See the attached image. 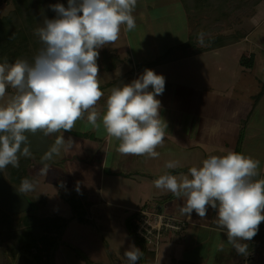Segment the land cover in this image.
Returning a JSON list of instances; mask_svg holds the SVG:
<instances>
[{
  "label": "clouds",
  "instance_id": "obj_1",
  "mask_svg": "<svg viewBox=\"0 0 264 264\" xmlns=\"http://www.w3.org/2000/svg\"><path fill=\"white\" fill-rule=\"evenodd\" d=\"M136 4L137 0H67V7L50 5L56 16L45 18L34 30L42 47L32 61L18 58L0 63V98L6 88L15 90L0 106V171L9 165L19 167L20 157L31 154L26 132L39 130L48 136L71 131L84 113L93 128L99 126V119L106 134L119 141L120 154L159 156L155 149L163 144L167 128L156 98L165 90L163 75L145 68L130 83L110 89L102 114L94 110L104 96L98 81L99 49L120 38L121 26L126 31L136 27L132 15ZM198 42L204 44L203 33ZM63 143L61 136L57 144ZM45 158H51V152ZM259 164L251 156L228 150L209 155L187 174H162L153 184L184 198L182 211L189 217L193 212L205 217L209 207L214 209L228 243L238 255L247 256L246 241L264 221V179H253ZM176 166V162L165 164L168 169ZM32 189L29 179L21 181L19 192ZM141 255L135 245L124 252L128 264H136Z\"/></svg>",
  "mask_w": 264,
  "mask_h": 264
},
{
  "label": "crops",
  "instance_id": "obj_2",
  "mask_svg": "<svg viewBox=\"0 0 264 264\" xmlns=\"http://www.w3.org/2000/svg\"><path fill=\"white\" fill-rule=\"evenodd\" d=\"M175 1L179 7L165 13L156 9L160 8L158 0H137V7L132 12L136 27L126 31L121 26L120 38L99 49V53L108 54L113 66L107 69L112 73L111 80L100 83V89L108 90L107 95L104 93L95 105L94 110L98 113H103L113 86L130 83L145 68L164 76L165 90L156 97L161 102L159 114L167 123L164 142L155 149L159 156L122 155L117 151L119 141L108 136L105 130L101 131L100 137L71 139V144L69 138L65 139L63 147L64 151L73 149L70 153L65 152L68 157H73L71 155L76 148L87 154L82 161L69 159L66 165L74 176L75 184L83 183L84 190L92 191L97 179H102L105 167H114L115 170L120 167L121 175L130 176V182H133L131 189L127 190L130 200L135 203L143 194L152 199L139 206L133 204L129 209L134 211L148 206L182 216L187 215L182 211L184 198L155 188L153 181L160 175L187 174L189 168L202 166V161L209 155H223L228 150L251 156L249 145L255 143L259 145V154L254 159L260 164L258 177L253 179H264V116L259 114L264 112V108L248 102L247 97L251 94L235 92L238 86L239 92L240 88L255 89L258 96H264V84L257 77L264 75V8L254 6L249 29L247 18L240 19L234 28L238 36L209 48L215 41L202 45L197 37L190 36L196 28L190 23L188 9L182 0ZM126 51L128 60H123ZM242 96L244 99L241 101ZM99 154V165L92 164ZM166 162H176L177 166L168 169ZM64 185H67L65 180ZM96 199L88 200L89 205L91 202L95 204ZM113 204L117 208L127 207V203L116 200ZM134 206L137 208L133 209ZM126 215L127 211L120 215L121 223H124ZM68 229L67 225L62 236ZM214 232L219 233L223 242L227 240L226 231L218 226L215 210L211 212L208 208L205 217L193 212L185 228L168 240L171 252L162 257L161 264H167L170 259L191 264L205 263L204 259L209 263L212 256L204 250L199 253L191 249L189 254H185L186 241L208 240Z\"/></svg>",
  "mask_w": 264,
  "mask_h": 264
},
{
  "label": "rangeland",
  "instance_id": "obj_3",
  "mask_svg": "<svg viewBox=\"0 0 264 264\" xmlns=\"http://www.w3.org/2000/svg\"><path fill=\"white\" fill-rule=\"evenodd\" d=\"M158 5L160 8L156 9H159V12L164 11L165 13H170L172 10L179 7L178 3L175 0H160V3L158 0ZM255 5L258 9L264 8V0L263 2H260V0H258L244 14L239 15L237 18L236 16L229 17L230 23L219 21L218 16H216L215 20H213L212 23L213 27H215L216 29L214 31H210V34L216 35L215 33H217L218 35L221 34L223 36H228L231 33L236 34V30L234 29L236 23H238L240 19L246 18L248 21L246 23V26L249 29L250 17H254L253 11ZM12 9L13 5L10 0H0V18L4 17L10 12L12 13ZM244 10L245 8L242 12H244ZM202 17L203 15L200 14L198 17L195 16L191 18L190 23L194 25V28H198L199 25L200 27H202V25H206L205 22L201 21ZM219 19H221V17ZM206 26L205 27L207 31H209L211 26L208 24V22ZM236 36H238V33ZM31 54L33 57L34 53L31 52ZM126 54L127 51L124 53L123 60H128V56H126ZM109 59L111 58L105 52L99 53V57L97 60V64L99 67V84L109 81L112 78V73L107 72L108 66H113V62ZM2 62L3 54L0 53V63ZM257 77L259 78V80L261 79L262 83L264 84V75H257ZM251 79H253V77H251ZM237 88L238 86L236 87L235 92L239 93L240 95H252L251 97H247L249 103H251L252 101L254 103H257V105L260 104V106L264 108V96H262L263 98L258 96V94L255 93V89L240 88L241 92H239ZM107 90L108 89L101 88V91H103L106 95ZM14 91L15 90L11 87L6 88L5 96L3 98H0V106H4L7 104L10 96L14 93ZM243 99L244 98L242 96L241 101ZM237 103L239 104V102ZM259 114H263L262 116H264V112ZM87 115L88 113H84L83 117L80 120L76 121L75 126L71 131L61 130L58 133L48 135V138L51 141V143L49 144L51 158H45L46 155L38 153H31L29 156H26L27 159L34 163L36 192L45 195L48 202L47 207L44 208H37V206L33 204L36 207L33 212L36 213L37 209H42V212L44 213H56L65 217H71L69 219L70 221H68V227L70 229L66 230V233H64V235L62 236L63 243H61L57 247L54 253V264H128L127 259L124 257V252L126 250H130L131 245L135 244L132 241V238L127 232L126 228H131L132 223L130 219H127L126 223H121V218L119 217H121L120 215L123 216L126 211L127 215L131 211H133L132 209H129V207L133 204L135 206H139L147 200L152 201V199L148 197L147 194H143L140 199L136 200L135 203L132 202L130 200V197L128 196L129 192L127 191L128 189H131L130 186H132L133 182L130 181L132 179L130 176L127 177L125 175H121L122 172H120L119 170L120 167H117L116 170L114 169V167H105L101 174L102 179H97L96 184L93 186V189H91L92 191L84 190L85 187L83 183L81 185L75 184V179L72 175V172L67 170V161L69 159H71L73 162L82 161V158L85 157V155L87 156V154L76 148V150H74L71 155L74 156L68 157L65 152L70 153L73 151V149L71 151L69 149L67 150L66 148V150L64 151L63 144H57V140L61 136H63L64 139H89L93 137H100L101 131L104 130L102 124L100 122H97L99 126L93 128V126L87 121ZM253 119H255V116L253 117ZM246 148H248V146ZM54 149L55 151H53ZM258 149L259 145L253 143L252 145H249V150H247L248 152H251L249 154L253 156V158H256L259 154ZM100 159V154L95 156V158L92 160V164L99 165ZM64 180L67 182V185H64ZM76 188L80 190H77ZM63 191L75 192L76 201L80 204L78 210L81 211L77 212L81 214L80 218L75 215L76 212L72 211L65 201L58 197V194ZM29 195L30 196H27V198L32 201L30 198L34 195ZM94 197L95 199L97 198L96 203L94 204L91 202V205H89L88 202L90 201L88 200H91L92 198L94 199ZM114 200L127 203V207L125 209L114 207ZM107 202L112 203L110 204ZM32 203L34 202L32 201ZM135 206L133 207V209L137 208ZM209 209L211 210V212L214 210L211 207H209ZM173 236L171 238H173ZM246 243L248 244V255H238L232 248V246L229 245L227 240L223 242L220 238L219 233L214 232V234L208 240L199 239L194 241L193 239L191 241L190 239H188L186 241V246L188 247L185 248V254H189L191 252V249L194 251L198 250L199 253L201 250H204L206 253L212 256V259L209 263L207 262V260L204 261L203 259V262L207 264H237L236 262L238 261H240L241 264H248L250 260L251 262H253V264H264V241L256 242L252 239L251 241H246ZM66 244L78 249L88 259V261H90V263L78 257L75 254L74 250ZM168 251L171 252L168 240L164 239L159 241L156 252L154 253L153 264H161L162 257L168 255ZM215 253H217L215 255L217 257L214 256ZM178 255L180 256L181 253H178ZM174 256H176V254ZM19 261L20 260H15V258L5 256L2 257L0 264H19ZM178 263L185 264L186 262L183 260L176 261L175 259L171 261L170 259L167 264ZM136 264H139V262L137 261Z\"/></svg>",
  "mask_w": 264,
  "mask_h": 264
},
{
  "label": "trees",
  "instance_id": "obj_4",
  "mask_svg": "<svg viewBox=\"0 0 264 264\" xmlns=\"http://www.w3.org/2000/svg\"><path fill=\"white\" fill-rule=\"evenodd\" d=\"M10 1L13 5L12 13L10 12L0 18V53L3 54V62L5 59L8 62H14L18 58L31 62L42 47L39 38L34 35V30L43 25L45 18H55L56 13L51 10L50 5L61 3L67 7V0ZM257 1L182 0L188 9L187 13L190 19L202 14L201 21L205 22L206 25L208 22L210 26H213L212 23L216 16H218L219 21L230 23L229 17L236 16L237 18L239 15L244 14ZM244 8L245 10L242 12ZM220 17L221 19H219ZM205 26L202 25L200 27L199 25L198 28L192 30L190 36H195L198 39L199 34L203 33L204 43L215 41L209 48H213V45L218 46L219 43L222 44L228 40H233L236 37L234 33L228 36L218 35L217 33H215L216 35H211L210 31L212 27L207 31L206 27L208 26ZM213 28L214 30L216 29L215 27ZM31 52L34 53L33 57ZM0 172L7 183L18 188H20L23 179H29L33 184V189L22 193L26 196H30L29 194L34 195L30 199L37 208L47 207L48 202L45 195L36 192L34 163L27 159V157H20L19 167L9 165L5 170ZM58 197L65 201L70 209L76 212H74L75 215L80 218L81 214L77 213L81 211L78 210L80 204L76 201L74 191H63L58 194ZM135 214V211H131L124 218L125 223L127 219H130L132 223L131 228H126L127 232L131 236L135 246L142 252L138 260L139 264H153L154 252L148 250L142 240L134 234L135 224L132 220ZM70 218L56 213H44L42 209H37L36 213L32 210L11 213L0 208V261L2 257L9 256L15 258L17 261L20 260L19 264H54V253L57 247L63 243L62 234ZM253 240L256 242L264 241V221L260 223L258 232L253 237ZM70 247L78 257L90 263L78 249L73 246ZM236 263L241 264L240 261ZM248 264H253V262L250 260Z\"/></svg>",
  "mask_w": 264,
  "mask_h": 264
},
{
  "label": "built area",
  "instance_id": "obj_5",
  "mask_svg": "<svg viewBox=\"0 0 264 264\" xmlns=\"http://www.w3.org/2000/svg\"><path fill=\"white\" fill-rule=\"evenodd\" d=\"M134 234L141 239L147 249L156 252L158 242L169 240L184 228L189 216L166 213L152 207L142 206L135 209Z\"/></svg>",
  "mask_w": 264,
  "mask_h": 264
},
{
  "label": "water",
  "instance_id": "obj_6",
  "mask_svg": "<svg viewBox=\"0 0 264 264\" xmlns=\"http://www.w3.org/2000/svg\"><path fill=\"white\" fill-rule=\"evenodd\" d=\"M27 142L31 153L46 155L50 152L49 144L51 141L39 130L36 133L26 132ZM23 146V145H22ZM0 208L15 213L23 210H35V206L27 196L19 192V188L6 182L0 172Z\"/></svg>",
  "mask_w": 264,
  "mask_h": 264
}]
</instances>
